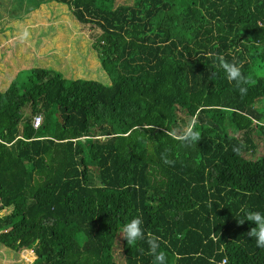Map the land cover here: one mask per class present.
Wrapping results in <instances>:
<instances>
[{
	"label": "trees",
	"instance_id": "trees-1",
	"mask_svg": "<svg viewBox=\"0 0 264 264\" xmlns=\"http://www.w3.org/2000/svg\"><path fill=\"white\" fill-rule=\"evenodd\" d=\"M53 2L101 30L111 84L33 68L0 91V246L33 264H151L120 236L140 216L167 264H264L237 222L264 212V0H0V17ZM190 121L200 139L182 146Z\"/></svg>",
	"mask_w": 264,
	"mask_h": 264
},
{
	"label": "rangeland",
	"instance_id": "rangeland-1",
	"mask_svg": "<svg viewBox=\"0 0 264 264\" xmlns=\"http://www.w3.org/2000/svg\"><path fill=\"white\" fill-rule=\"evenodd\" d=\"M131 2L132 0H118V4ZM2 14L0 91L7 90L21 71L33 68L54 69L67 79L111 84L95 47L102 34L101 30L94 24L79 22L70 6L49 3L24 14L18 20L10 19L5 12ZM25 113L31 115L30 110ZM119 247L116 249V257L123 263L124 255ZM2 248L4 249L0 246V264H26L20 262V257L14 252ZM5 254H9V257ZM24 256L29 260L28 254ZM27 263L33 264L30 260Z\"/></svg>",
	"mask_w": 264,
	"mask_h": 264
},
{
	"label": "clouds",
	"instance_id": "clouds-1",
	"mask_svg": "<svg viewBox=\"0 0 264 264\" xmlns=\"http://www.w3.org/2000/svg\"><path fill=\"white\" fill-rule=\"evenodd\" d=\"M218 67L222 69L226 80L229 83H233L241 95L247 93V85L251 81L249 77H246L243 74L241 66L237 63L227 62L223 57H220ZM212 75L215 76V73H212ZM195 124V121H190L177 137L182 146H190L193 143H198L200 133L196 130ZM213 205L216 204L209 202V214H212ZM213 216L215 215H212V217ZM246 221L255 225L250 228L247 236L254 239L255 246L258 249H264V212L249 209L244 212V218L237 222L243 225ZM119 231L120 236L127 242V246H132L140 241H145L147 244V254L152 258L151 264H167L166 253L161 249L160 237L153 236L150 233L147 235L145 234L143 220L140 216L133 217L123 223Z\"/></svg>",
	"mask_w": 264,
	"mask_h": 264
},
{
	"label": "crops",
	"instance_id": "crops-1",
	"mask_svg": "<svg viewBox=\"0 0 264 264\" xmlns=\"http://www.w3.org/2000/svg\"><path fill=\"white\" fill-rule=\"evenodd\" d=\"M3 249V248H2ZM3 250H5V248L3 249ZM4 253V252H3ZM18 257H20V262H25L26 264H28L27 262H29V260L31 261V262H35L36 261V259H37V256H33V255H30L31 254V251H28V250H26V251H24V252H22V253H20V254H17V253H15ZM25 254H28V256H29V260L27 259L28 257H26V256H24ZM5 256L6 257H9V254H5ZM33 257V258H32ZM32 258V259H31ZM35 260V261H34Z\"/></svg>",
	"mask_w": 264,
	"mask_h": 264
},
{
	"label": "built area",
	"instance_id": "built-area-1",
	"mask_svg": "<svg viewBox=\"0 0 264 264\" xmlns=\"http://www.w3.org/2000/svg\"><path fill=\"white\" fill-rule=\"evenodd\" d=\"M33 124L36 129H38L42 125V117L41 116H36L33 119ZM31 253L35 256L36 254L34 251H31ZM226 262L224 261L222 264H225Z\"/></svg>",
	"mask_w": 264,
	"mask_h": 264
}]
</instances>
